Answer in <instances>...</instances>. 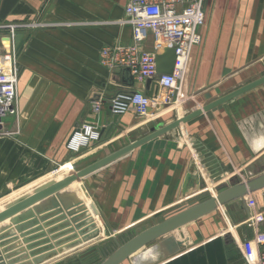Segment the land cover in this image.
<instances>
[{"label":"crops","instance_id":"obj_1","mask_svg":"<svg viewBox=\"0 0 264 264\" xmlns=\"http://www.w3.org/2000/svg\"><path fill=\"white\" fill-rule=\"evenodd\" d=\"M127 3L0 0V23L29 24L15 37L21 66L17 112L0 123V200L67 162L68 142L78 126L102 132L113 125L99 141L122 138L132 112L114 122L111 101L118 92L145 90L146 83H136L125 68L102 66L100 52L105 45L131 41L132 28L122 23ZM204 10L203 40L193 50L185 79L191 89L229 79L264 59V0H205ZM2 33L5 42L7 31ZM96 98L103 100L100 112L91 104ZM174 130L179 137H169ZM174 130L86 177L96 203L90 202L114 239L130 227L174 214L208 193L209 186L264 171V85ZM88 141L89 136L79 135L72 146L80 149ZM260 208L245 204L233 224L214 231L208 226L189 227L187 234L178 229L170 234L178 244L175 253L159 240L122 264H247L243 244L264 230Z\"/></svg>","mask_w":264,"mask_h":264},{"label":"water","instance_id":"obj_2","mask_svg":"<svg viewBox=\"0 0 264 264\" xmlns=\"http://www.w3.org/2000/svg\"><path fill=\"white\" fill-rule=\"evenodd\" d=\"M175 62L174 46L167 47L156 55L160 74L173 73ZM262 85L264 75L177 120L159 128L153 127L148 134L90 163L77 173L62 172L57 177L43 181L0 207V264H45L100 238L102 231L97 207L87 199L78 179L127 156L136 148L186 124L202 113ZM154 86L159 87L156 80H147L146 91L150 97L157 94ZM151 111L152 108H149V112ZM118 117L119 114H115L114 122ZM112 128L113 125H110L101 134L106 131L105 136H108ZM263 189L264 171L243 181L233 179L223 183L212 195L192 202L162 221L142 229L98 264H122L139 250L159 240L173 254L177 251L178 244L171 233L226 204Z\"/></svg>","mask_w":264,"mask_h":264},{"label":"built area","instance_id":"obj_3","mask_svg":"<svg viewBox=\"0 0 264 264\" xmlns=\"http://www.w3.org/2000/svg\"><path fill=\"white\" fill-rule=\"evenodd\" d=\"M204 2L205 0H128L126 17L122 23L131 26V41L105 45L100 52V64L110 71L129 69L138 84L144 85L149 79L156 80L160 91L154 97H150L146 89L118 92L111 101L115 114L133 110L140 116L149 115L152 112H149V108L153 110L154 99L162 92L170 97L182 91L193 50L203 40L201 29L206 22ZM19 25L8 24L11 37L2 42L0 47V123L17 112L20 67L16 59L15 34ZM2 27L6 28L5 25H0ZM171 46L176 47L173 73L160 74L156 55ZM102 102L101 98L92 99L95 112H100ZM79 135L89 136V141H99L102 138L100 131L82 124L73 131L68 142L69 149L77 150L72 144ZM243 252L247 264H264V230L255 233L253 242L243 244Z\"/></svg>","mask_w":264,"mask_h":264},{"label":"rangeland","instance_id":"obj_4","mask_svg":"<svg viewBox=\"0 0 264 264\" xmlns=\"http://www.w3.org/2000/svg\"><path fill=\"white\" fill-rule=\"evenodd\" d=\"M8 24H17L19 27H17V31L15 34V37L18 33V30L29 26V24L25 23H0V25H5L6 28L2 27L0 28V41L2 43V31L6 30L8 37H11L10 28H8ZM22 25V26H21ZM17 52V50H16ZM16 59L18 61V57L16 55ZM18 65L21 66L18 61ZM20 75V72H19ZM264 75V59L255 61L251 65H248L246 67H243L241 71L237 74H234L232 76L223 81L213 83L209 87L205 88H195L191 89L190 86H188L187 81L184 83L182 91L179 93H175L174 95L167 97L165 92H162V94L158 95L157 99H154L153 101V110L149 115L140 116L137 115L133 110H131V117L127 124V129L125 130V133L123 134L122 138H119L115 140L111 144H106V141H110L109 139L103 140V141H96V140H90L88 144L80 146V149L73 150L69 149L70 151V159L67 162L58 163L57 165L53 166L52 171L49 172V176L45 178L44 180L31 185L27 188V183H22L20 186L23 189V186L25 189H17L16 193H11L9 196L3 198L0 200V207L4 206L6 203L10 202L14 198L18 197L19 195L25 193V191H28L35 186L39 185L43 181H47L53 177L59 176L62 172L60 170L63 167H66L68 165L71 166L69 169L73 173H77L81 168L89 165L90 163L96 161L98 158H101L102 156H105L131 142L136 141L138 138L146 135L151 131L153 127L159 128L162 127L174 120H177L187 113L193 111L194 109L203 107L206 103L214 100L215 98H218L220 96H223L227 94L228 92H231L235 88L244 85L246 83H249L258 77ZM8 118V117H7ZM169 137L177 136L179 137V131L174 130L171 133L168 134ZM67 168V167H66ZM87 177V176H86ZM78 179V184L81 186V188L84 190V193L87 196V199L89 201L92 199L94 203L95 197H93V193L91 192L89 188V183L87 182V178ZM250 177H243L237 179L238 181H243L246 179H249ZM36 182V181H35ZM34 183V182H32ZM220 186L214 187L209 186L208 193L200 194L197 201L210 196L213 194V192H217ZM91 192V193H89ZM248 205V207L261 209L262 206L264 208V190L261 192H258L257 194H250L246 196L244 199H240L234 202H231L229 204H226L217 210L203 216L205 217L204 221L202 220H196L199 222H196L195 224L191 223L190 226H185L180 230V233L187 234L189 233V227L195 228V227H203L208 226L207 228H210V231H214L217 228L228 226L229 224H233L234 220L238 219L240 216H236L235 214H238L237 211L239 209H242L244 205ZM179 210V209H177ZM176 211V210H175ZM243 214V213H242ZM164 217L158 218V222L163 220ZM161 219V220H160ZM201 219V218H200ZM261 219H264L262 216ZM208 220V222H206ZM98 221L101 227L102 234L100 238L97 240H93L90 243H87L76 250L69 252L68 254L58 257L48 263L45 264H98L100 261L107 258L120 244L124 243L127 239L141 231L142 229L150 226L148 225H141V226H133L130 227L123 232H120L117 234L116 238L114 239L110 233H106L105 227L101 223V220L98 216ZM248 224H252L254 220L248 219ZM263 221V220H262ZM157 221H155L156 223ZM151 225L154 223L150 222ZM206 223V224H205ZM205 224V225H204ZM209 231V232H210ZM154 244H149L146 246L145 251H149L153 249ZM142 251L141 253H143ZM136 257L134 256L133 259ZM132 259V260H133Z\"/></svg>","mask_w":264,"mask_h":264},{"label":"bare ground","instance_id":"obj_5","mask_svg":"<svg viewBox=\"0 0 264 264\" xmlns=\"http://www.w3.org/2000/svg\"><path fill=\"white\" fill-rule=\"evenodd\" d=\"M71 167H67V168H62L61 170H60V172H69ZM71 172V171H70Z\"/></svg>","mask_w":264,"mask_h":264}]
</instances>
